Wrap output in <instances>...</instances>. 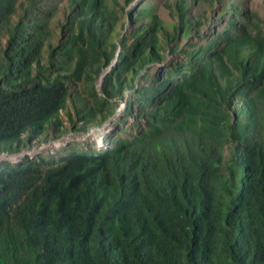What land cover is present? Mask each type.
Segmentation results:
<instances>
[{
	"label": "trees",
	"instance_id": "trees-1",
	"mask_svg": "<svg viewBox=\"0 0 264 264\" xmlns=\"http://www.w3.org/2000/svg\"><path fill=\"white\" fill-rule=\"evenodd\" d=\"M113 1L0 0V264H264V17Z\"/></svg>",
	"mask_w": 264,
	"mask_h": 264
},
{
	"label": "rangeland",
	"instance_id": "rangeland-1",
	"mask_svg": "<svg viewBox=\"0 0 264 264\" xmlns=\"http://www.w3.org/2000/svg\"><path fill=\"white\" fill-rule=\"evenodd\" d=\"M110 3H114L113 0H109ZM120 4V6L123 8L126 5L125 0H117ZM183 0H134L130 5H128L126 8L127 10H131L132 8H137L139 6L149 5L153 12L157 13L163 20L166 21L167 24H171L176 20V17L171 12L170 8L173 6L176 2H180ZM234 1H240V0H234ZM246 4L247 10H253L257 11L261 14V16L264 17V0H244ZM186 5L188 7V16L192 17H200L203 16L206 19V24L203 26L202 32L204 33H212V31H215L218 29V27H222L221 21H215L217 23L211 24L210 23V17H218L221 15L222 9H224L225 5L219 6L221 3L216 2L215 0H185ZM175 7H173V10ZM120 10V9H119ZM223 15V13H222ZM210 18V19H209ZM219 25V26H218ZM208 26V28H207ZM108 127L109 124L104 125L103 127L99 129L92 130L89 134H72V137H66L63 140L56 142V145H62L66 141H98L101 143V136L108 133ZM70 138V139H69ZM5 158V157H4ZM17 157H13L15 160Z\"/></svg>",
	"mask_w": 264,
	"mask_h": 264
}]
</instances>
